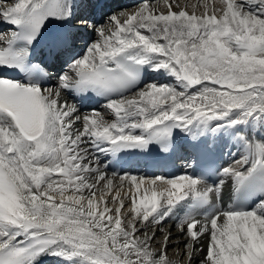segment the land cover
Segmentation results:
<instances>
[{
    "label": "snow or ice",
    "instance_id": "snow-or-ice-1",
    "mask_svg": "<svg viewBox=\"0 0 264 264\" xmlns=\"http://www.w3.org/2000/svg\"><path fill=\"white\" fill-rule=\"evenodd\" d=\"M162 3L3 0L0 264H172L171 233L156 250L145 229L173 216L189 264L202 236L200 264H264V0ZM37 45L60 66L54 89ZM92 101L106 113L81 115ZM177 136L191 173L108 177L101 156L171 153ZM223 148L230 163L200 169Z\"/></svg>",
    "mask_w": 264,
    "mask_h": 264
},
{
    "label": "bare ground",
    "instance_id": "bare-ground-1",
    "mask_svg": "<svg viewBox=\"0 0 264 264\" xmlns=\"http://www.w3.org/2000/svg\"><path fill=\"white\" fill-rule=\"evenodd\" d=\"M141 1V0H140ZM140 1H136V0H132L130 1L126 6H128V11H133L134 10V6L139 5L141 2ZM149 2L159 11V12H166V9L164 8V5L162 3V0H149ZM206 2V0H174V7H173V11L178 12L180 10V8H183L185 5H187L186 10L191 14L192 12V8L193 5H197L200 4L201 7L198 9L197 14H200L203 11V4ZM175 4H179L180 7H175ZM0 6H4L3 1L0 0ZM3 26V30L5 31L8 29L7 25H2ZM77 47H82V45H77ZM165 82H171L168 78H164L162 80H158L157 83H165ZM56 77L53 76L52 79V85L49 88H55L56 86ZM72 101L69 100V103H71ZM99 110L102 114L106 113V110L102 107V105L100 107H98ZM90 112V110L87 109H82L81 110V115L83 114H88ZM104 118L106 120H111L113 119V117L110 114H106L104 116ZM79 126V125H78ZM104 156H101V159H103ZM108 174V172H107ZM125 174H121L120 176H123ZM128 175H132L135 176V173H128ZM109 178H112L114 180V183L116 185H120L121 181L119 179V176H112L108 174ZM139 179V176H135ZM148 179V178H145ZM128 190V183L125 181L124 183V191ZM122 195L124 194L123 192L121 193ZM129 195H131V193H129ZM126 204H130V200H126L125 201ZM181 215H183V213H181ZM168 223L163 224V231H160L159 226L153 224L150 225V227L146 228L145 231L148 232L149 235H151L153 232L156 233V239L152 244V248L158 250L159 246H160V242L165 234V232H170L171 233V237H172V241L170 246L173 245L174 246H178L182 248V252H185V259L183 261H178V254L179 252H176L175 256H172L171 254H168V259L172 262V264H189L188 261V255H187V250L184 248V244L186 243V238L184 236L181 235V233L178 231L176 224L178 223L177 217L173 216L171 219H169L167 221ZM170 223V225H169ZM199 227V225H198ZM161 233V237L158 238V235ZM160 236V235H159ZM159 243V245L157 244ZM156 244L158 246H156ZM207 244H208V237L207 236H202L199 240V242L196 244V248L198 249V251L194 252L192 254V260H191V264H196L201 262V260L204 259V257L206 256V252H207ZM169 246V247H170ZM176 248V247H174ZM174 251V250H173ZM47 263L48 264H55V260L51 259V258H47Z\"/></svg>",
    "mask_w": 264,
    "mask_h": 264
},
{
    "label": "rangeland",
    "instance_id": "rangeland-1",
    "mask_svg": "<svg viewBox=\"0 0 264 264\" xmlns=\"http://www.w3.org/2000/svg\"><path fill=\"white\" fill-rule=\"evenodd\" d=\"M123 9H129L128 7H124ZM150 227V226H149ZM160 235V236H159ZM158 235V238L159 237H161L162 235H161V233ZM158 245H159V243H157ZM156 244V246H158ZM174 247H176V248H174ZM173 247V245L172 246H170L169 248H168V250H167V255L168 254H171L172 256H175L176 255V252H179V254H178V261H183L185 258V252H182L183 250H182V248H181V246L180 247H178V246H174ZM174 250V251H173ZM196 264H199V263H196Z\"/></svg>",
    "mask_w": 264,
    "mask_h": 264
}]
</instances>
